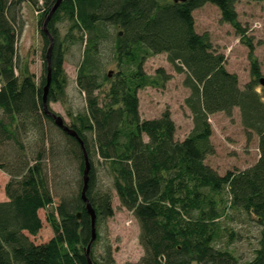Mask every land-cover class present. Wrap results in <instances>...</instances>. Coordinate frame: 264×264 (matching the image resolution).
I'll return each instance as SVG.
<instances>
[{"label":"trees","instance_id":"1","mask_svg":"<svg viewBox=\"0 0 264 264\" xmlns=\"http://www.w3.org/2000/svg\"><path fill=\"white\" fill-rule=\"evenodd\" d=\"M42 1L41 24L57 3ZM240 1L62 0L47 23L54 41L47 104L51 111L49 104L60 100L67 85L65 48L85 43L77 85L87 108L66 124L75 138L44 111L49 37L41 30L40 81L18 54L23 4L37 7L39 0H0V170L9 177L7 200L0 202V264H88L92 227L82 199L86 158V198L96 215L93 264H116L110 248L95 254L101 227L114 216V193L141 227L144 255L135 264H241L216 246L229 211L253 218L258 247L245 264H264V87L255 46L239 21ZM206 4L219 9L221 20L249 50L251 81L243 89L209 34L196 30L193 14ZM65 22L62 37L58 25ZM108 27L117 30L113 75L103 73L98 59ZM163 54L176 73L185 74L183 84L190 90L185 104L193 129L183 140L176 139L169 110L156 119H142L139 111V90L170 79L161 68L152 77L144 70L149 57ZM234 109L247 132L258 137L259 159L250 168L220 175L206 163L215 154L209 118L220 112L231 116ZM52 129L61 141L52 137ZM41 210L47 211L54 237L35 244L30 237L42 230Z\"/></svg>","mask_w":264,"mask_h":264},{"label":"rangeland","instance_id":"2","mask_svg":"<svg viewBox=\"0 0 264 264\" xmlns=\"http://www.w3.org/2000/svg\"><path fill=\"white\" fill-rule=\"evenodd\" d=\"M43 1L39 0L37 7L24 3L22 7L23 29L19 35L18 54L21 62L28 65L37 81L44 75V42L41 36L43 23L41 24ZM239 21L247 29V37L255 46L254 55L257 58L262 77L264 78V1L256 2L242 0L236 4ZM196 30L200 34H209L214 49L223 54L226 59V69L238 76L241 89L251 81L249 50L241 43L240 37L234 28L221 20L219 9L206 4L193 14ZM61 36L67 30V22L58 25ZM117 30L108 27L106 39L99 45L98 59L101 62L103 73H116L117 67L114 61V41ZM85 43L68 46L65 48L64 70L67 85L64 94L57 102L49 104L53 113L61 116L67 125H71L72 119L86 111V96L79 91L77 85L78 68L83 59ZM163 69L165 75L170 77L163 86L146 87L139 90L140 115L142 119H156L162 113L169 110L176 124V139L183 140L193 129V121L190 110L185 100L190 95L183 82L185 74H178L168 63L166 55L149 57L144 70L151 77L157 69ZM111 75V76H112ZM108 86L103 88L106 91ZM262 87L257 90L261 92ZM98 93V92H97ZM103 97V96H101ZM213 135L211 142L215 148V154L208 156L206 163L220 175L227 171H241L255 165L259 159V139L255 134H250L243 127L239 109H234L231 116L225 113H215L209 118ZM52 137L61 141V134L57 129H52ZM9 177L0 170V202L6 201L5 186ZM58 199L55 197L54 203ZM112 206L114 216L109 219L100 230V241L95 247L96 256L110 248L116 264H135L144 255V249L140 244L141 227L134 215L121 207L114 193ZM220 225L223 229L222 236L216 246L219 249L232 252L241 264H245L253 257L258 247L259 228L253 218L234 211L227 212ZM43 223L42 230L36 237H30L35 244H43L54 237L53 230L47 221V211L39 212ZM235 233L231 239L230 233Z\"/></svg>","mask_w":264,"mask_h":264},{"label":"water","instance_id":"3","mask_svg":"<svg viewBox=\"0 0 264 264\" xmlns=\"http://www.w3.org/2000/svg\"><path fill=\"white\" fill-rule=\"evenodd\" d=\"M174 2H184L186 0H173ZM62 2V0H57L56 5L54 6V8L52 9V11L49 13V15L47 16L46 20L43 23V27L42 30L43 32L49 37L50 39V46L49 49L47 51L46 54V61H47V65H48V71H47V84L44 87V95H43V104H44V111L47 115H49L53 120L54 123L57 127H59L60 129H62L65 133H67L68 135L75 137V138H79L77 133L75 131H73L70 127H68L66 125V123L64 122L63 118L53 112H51L48 108V104H47V96L49 93V89H50V85H51V54H52V49H53V39L47 29V23L49 22V20L51 19L52 15L54 14V12L56 11V9L58 8L59 4ZM260 84L264 87V78H262L260 80ZM89 163L88 160L86 158V166H85V171H84V177H83V183H84V187L82 190V199L86 202L87 206V211L88 214L91 217V227H92V239L90 241V244L88 245L87 249H86V257L88 259V264H93L91 259H90V248L92 243L95 241L96 239V229H95V225H96V215L94 210L92 209L91 205L89 204L87 198H86V191H87V187H88V175H89ZM78 219H81V214L78 213L77 215Z\"/></svg>","mask_w":264,"mask_h":264},{"label":"crops","instance_id":"4","mask_svg":"<svg viewBox=\"0 0 264 264\" xmlns=\"http://www.w3.org/2000/svg\"><path fill=\"white\" fill-rule=\"evenodd\" d=\"M5 201V200H4Z\"/></svg>","mask_w":264,"mask_h":264}]
</instances>
